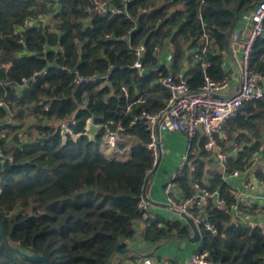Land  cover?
I'll use <instances>...</instances> for the list:
<instances>
[{
	"label": "trees",
	"instance_id": "trees-1",
	"mask_svg": "<svg viewBox=\"0 0 264 264\" xmlns=\"http://www.w3.org/2000/svg\"><path fill=\"white\" fill-rule=\"evenodd\" d=\"M107 1L120 11L97 13L93 0H0V264H47L31 256L49 264H142L115 250L127 247L136 221L145 224L141 252L151 256L163 241L191 233L179 217H143L138 207L154 166L140 114L165 107L169 91L158 79L168 73H182L190 90L204 74L223 77L231 23L260 0ZM139 44L142 74L132 67ZM249 67L264 81V31ZM70 117L75 124L62 130L58 122ZM88 121L99 126L92 134ZM225 129L240 147L227 170L244 173L253 153L264 152V97L244 102ZM107 131L118 132L124 158L103 149ZM202 144L199 130L188 152L194 169L185 165L174 179L177 201L193 195V182L219 195L193 212L215 228L199 223L198 250L222 264H264V224L234 216L232 188L209 169ZM252 169L264 184V167Z\"/></svg>",
	"mask_w": 264,
	"mask_h": 264
},
{
	"label": "built area",
	"instance_id": "built-area-1",
	"mask_svg": "<svg viewBox=\"0 0 264 264\" xmlns=\"http://www.w3.org/2000/svg\"><path fill=\"white\" fill-rule=\"evenodd\" d=\"M94 11L100 14L118 13L120 10L108 3L107 0H93ZM264 31V0L257 2L253 8L243 12L234 29L229 37V45L232 49L234 58H231L227 51H223L224 55V70L226 74L219 78L213 79L209 75L204 74L203 83L196 90H190L186 79L182 73L173 75L168 73L158 79V82L169 91L165 107L155 113H149L146 111L141 112L140 117L145 119L147 128L150 131V140L147 143L148 149L151 150L154 164L160 157L163 147L162 141L158 135V132H182L188 138L190 147V141L200 130L203 137L202 148L207 153L213 155L214 159L225 165L227 161V153L222 150L224 141L227 140V133L225 130L226 122L236 116L242 104L252 99H259L264 97L262 92V78L259 74L253 72L249 67L250 54L252 46L256 39ZM136 60L132 64V67L138 69V73L142 74V56L144 53V45L139 44L134 48ZM205 66V64H203ZM235 66L237 68V75L235 76ZM45 71V69H44ZM39 72H34L33 80ZM106 78V75L104 76ZM83 80L81 76H77L75 81L80 83ZM22 83L19 85H26V77H21ZM0 104H3L0 101ZM8 121H13V117ZM92 122V121H88ZM87 123V124H88ZM70 124H75V120L70 117L67 120L59 121L58 126L62 130H67ZM96 126L98 129L99 126ZM96 129V130H97ZM158 131V132H157ZM88 134H92L87 126ZM20 139H25L26 134L22 131L17 132ZM1 137H6L3 131H0ZM120 140L117 131H107L103 136L102 147L107 153H118L117 141ZM238 150L235 145V152ZM189 150L181 157V163L179 168L187 165L191 170L194 169L188 159ZM2 156L0 150V157ZM258 158L257 152L252 155L251 167L244 173L238 169L227 170L223 167L221 176L229 182V178H238L242 174L250 179L249 188H253L252 179L257 180L254 176L252 167L255 166V161ZM178 168V169H179ZM177 171L172 177L165 183L164 193L166 196L167 204L169 208L177 215L178 212H185L190 215L194 222L199 225L200 222H204L205 228L215 231L213 225L205 220V216L193 215L194 211L202 210L208 203L210 197L214 196L219 200L217 192H211L206 186H201L198 182H193L195 192L191 197L177 201L175 199V190L177 185L174 181ZM264 188V184L260 181ZM258 184V180H257ZM234 194V193H233ZM232 206L233 209L243 214L245 218L249 217V213L243 211L244 209L251 208L253 204H250L246 196L242 197L241 201H237ZM138 207L142 210L143 217H153V214L149 211L147 202L141 198L138 202ZM257 210V207L254 208ZM259 210V209H258ZM257 210V211H258ZM234 213V212H233ZM235 215V214H234ZM251 226L258 223H251L243 221ZM260 225V224H258ZM142 264H154L149 257L142 258ZM157 264H178L173 261H161ZM186 264H222L218 261H212L205 258V253L200 250L196 251Z\"/></svg>",
	"mask_w": 264,
	"mask_h": 264
},
{
	"label": "crops",
	"instance_id": "crops-1",
	"mask_svg": "<svg viewBox=\"0 0 264 264\" xmlns=\"http://www.w3.org/2000/svg\"><path fill=\"white\" fill-rule=\"evenodd\" d=\"M46 20V19H45ZM172 54V47L169 46L162 51L160 55V60L164 63H170ZM237 75V68L235 66V76ZM227 123V122H226ZM90 132L96 131V126L92 122L87 124ZM226 130V129H225ZM158 132V131H157ZM158 135L162 141L163 151L158 158L157 167L154 173L150 176L147 188L145 190V195L149 201L147 206L149 211L153 215H161L162 217L168 219L172 216L178 217L168 206L166 196L164 193L165 183L172 177V175L178 170L181 163V157L189 150V141L186 135L182 132H158ZM222 150L227 153V157L230 159H235V142L224 141L221 143ZM238 149L240 148L237 145ZM120 154L123 153L121 150L116 149ZM200 150H197L198 154ZM258 158L255 161V166L264 167V152L259 151ZM121 158H124L121 154ZM227 158V160H228ZM207 159H210L208 166L210 170L218 172L221 174L223 167L227 169V161L225 165L217 162L213 155H209ZM252 159V157H251ZM208 178L205 179L207 181ZM250 179L243 174L238 178H229V184L232 188L233 193L237 197V201H241L242 197L247 198L250 204L257 207L258 212L249 213V217L245 218L236 209H233L234 216L241 221H248L251 223L264 224V188L262 184L258 181L255 183L252 179L253 188H249ZM178 187L175 190V194L178 195ZM169 212H171L169 214ZM246 214V212H245ZM184 223V221H183ZM143 221H136L134 223L135 233L132 238L125 240L127 252L124 253L126 256H139V262H141L143 257H149L152 263L157 264L158 261H173L178 264H186L190 257L199 249V241H190L185 237L170 238L163 241L158 249L155 251V255L151 256L150 252H141V246L143 244L142 230L144 228ZM192 235V232L189 236ZM157 255L160 258H157ZM127 264H132L127 262Z\"/></svg>",
	"mask_w": 264,
	"mask_h": 264
},
{
	"label": "water",
	"instance_id": "water-1",
	"mask_svg": "<svg viewBox=\"0 0 264 264\" xmlns=\"http://www.w3.org/2000/svg\"><path fill=\"white\" fill-rule=\"evenodd\" d=\"M254 5H255V4H254ZM254 5H252L251 8H253ZM251 8H250V9H251ZM240 15H241V13L236 14L235 17H234V19H233V21H232V23H231V26H230V28H229V30H228V40H229V37H230V34H231L232 30H233L234 27L236 26V23H237V21H238ZM226 51H227V54H228L231 58H234V55H233V52H232V49H231L229 43H228V45H227ZM261 90H262V92H263V94H264V81H263V80H262V89H261ZM157 163H158V160H157L156 163L154 164L153 169L150 171V173H149V175L147 176L146 181H145V187H144L143 197H144V199H145L146 201H149V200H148V198H147L146 195H145V190H146V188H147V185H148V182H149L150 176L154 173V171H155V169H156V167H157ZM255 183L257 184V180H255ZM177 215H178V217H179L180 219H182V220L184 221L185 224H188V225L191 227V232H192V235H191V236H189V235H180V237H185V238H187L188 240L193 241V242H195V241H199V240H200L199 225L196 224V223L194 222L193 218H192L190 215L186 214L185 212H178ZM3 235H4V233H3ZM115 250H116L117 252L122 253V254H124V253L127 252V249H126V248H125V249H121L120 245L115 246ZM31 258H32V259L43 260V261H45L47 264H49L45 258H42V257H36V256H31ZM107 264H109V262H108Z\"/></svg>",
	"mask_w": 264,
	"mask_h": 264
},
{
	"label": "rangeland",
	"instance_id": "rangeland-1",
	"mask_svg": "<svg viewBox=\"0 0 264 264\" xmlns=\"http://www.w3.org/2000/svg\"><path fill=\"white\" fill-rule=\"evenodd\" d=\"M171 212H169V214H170Z\"/></svg>",
	"mask_w": 264,
	"mask_h": 264
}]
</instances>
